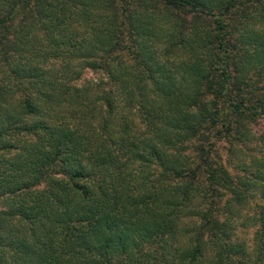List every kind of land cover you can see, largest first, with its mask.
Returning <instances> with one entry per match:
<instances>
[{
    "label": "trees",
    "instance_id": "1",
    "mask_svg": "<svg viewBox=\"0 0 264 264\" xmlns=\"http://www.w3.org/2000/svg\"><path fill=\"white\" fill-rule=\"evenodd\" d=\"M263 69L264 0H0V264H264Z\"/></svg>",
    "mask_w": 264,
    "mask_h": 264
},
{
    "label": "rangeland",
    "instance_id": "2",
    "mask_svg": "<svg viewBox=\"0 0 264 264\" xmlns=\"http://www.w3.org/2000/svg\"><path fill=\"white\" fill-rule=\"evenodd\" d=\"M253 85L264 88V69L252 71ZM92 76H89L91 78ZM251 88L249 86L248 90ZM257 88V87H256ZM241 125L237 127L235 133L226 134V137L217 140L219 146V156L215 157L219 162L224 163L230 175L238 183L239 178H251L256 173L258 161L264 162V119L256 121L248 126L250 136L241 137ZM209 150L210 147H207ZM250 170L247 173V168ZM233 184V181H231ZM251 188L247 190L249 197L243 210L235 220L238 222L237 236L239 240H246L251 252L255 249L256 231L259 227L257 218L260 213H264V194L261 187H257L254 182H250ZM226 196H230L228 193Z\"/></svg>",
    "mask_w": 264,
    "mask_h": 264
}]
</instances>
